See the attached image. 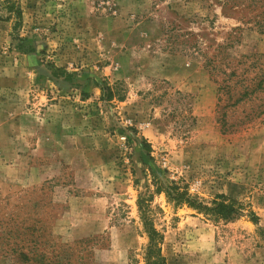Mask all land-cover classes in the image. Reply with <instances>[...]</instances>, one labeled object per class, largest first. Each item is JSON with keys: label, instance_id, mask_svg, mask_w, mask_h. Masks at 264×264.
<instances>
[{"label": "rangeland", "instance_id": "obj_1", "mask_svg": "<svg viewBox=\"0 0 264 264\" xmlns=\"http://www.w3.org/2000/svg\"><path fill=\"white\" fill-rule=\"evenodd\" d=\"M141 204L165 264H264V0H0V264H146Z\"/></svg>", "mask_w": 264, "mask_h": 264}, {"label": "trees", "instance_id": "obj_2", "mask_svg": "<svg viewBox=\"0 0 264 264\" xmlns=\"http://www.w3.org/2000/svg\"><path fill=\"white\" fill-rule=\"evenodd\" d=\"M60 70L61 69H57ZM262 83V82H261ZM170 199L183 201L189 205V207L203 212L205 214L210 213L219 218L230 219L238 215V208L235 207L234 203L227 204L226 200L213 201L211 206L205 205L197 198L193 199L188 196L186 192L181 193L177 185H174L171 191L168 193ZM185 197L187 199H185ZM234 202V200L232 201ZM141 216L143 225L147 236L149 238V246L147 252L146 264H165L166 259L161 255L160 245L163 241V235L157 231L150 219V209L147 205H140ZM253 223L258 224L259 218L255 215H251Z\"/></svg>", "mask_w": 264, "mask_h": 264}]
</instances>
